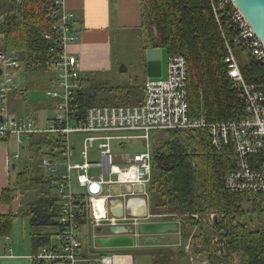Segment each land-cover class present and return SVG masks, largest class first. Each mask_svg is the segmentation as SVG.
Instances as JSON below:
<instances>
[{"label":"trees","instance_id":"obj_1","mask_svg":"<svg viewBox=\"0 0 264 264\" xmlns=\"http://www.w3.org/2000/svg\"><path fill=\"white\" fill-rule=\"evenodd\" d=\"M140 4L143 78L107 87L96 77L99 73L80 74L79 87L74 91L78 108L84 111L93 106L141 104L145 50L165 48L167 55L180 54L186 59L190 116L212 122L244 114L223 61L225 41H231L237 30L230 6L218 8L215 0H140ZM53 9L52 0H0V53L13 55L22 70L47 71L46 62L57 55L54 41L44 38L52 31ZM241 72L249 84L264 81V66L252 58L241 66ZM9 97L25 99L18 89ZM25 104L30 110L25 118L34 121L37 104ZM49 106L53 109L52 102ZM10 111L21 116L17 110ZM156 133L158 144L153 148L147 187L149 220L177 222L179 230L174 248L160 246L151 251L152 264H182L187 253L179 246L178 235L185 241L190 237L194 252L206 255L208 264H264V228L250 229L248 211L243 207L246 197L224 186L225 175L234 168L232 152L214 148L202 128ZM61 146V139L47 132L26 135L22 148L28 158L21 159L15 188H3L0 194V203L10 205L17 195L22 197L30 191L16 213L0 214V238L12 233L17 217H27L33 228V253L49 244L61 214L53 174L37 171L46 157L62 161ZM35 156L41 159L35 162ZM250 208L255 211L259 204ZM210 214L215 215L214 220Z\"/></svg>","mask_w":264,"mask_h":264},{"label":"built area","instance_id":"obj_2","mask_svg":"<svg viewBox=\"0 0 264 264\" xmlns=\"http://www.w3.org/2000/svg\"><path fill=\"white\" fill-rule=\"evenodd\" d=\"M215 1L218 8L230 6L231 20L237 29L232 40L225 41L223 61L244 106V114L239 117L207 122L202 116H190L187 63L180 54L167 55L165 79L145 76L141 104L93 106L81 111L74 103V91L79 87L78 60L69 51L70 43L76 39L75 14L68 9L66 0H52V31L44 34V38L54 41L57 53L54 60L46 62V69L53 74L52 85L60 89L59 92L50 86L46 90L54 111L47 126L39 127L35 121L8 111V95L18 89L15 80L21 62L13 55L0 53V139L15 136L22 148L24 136L47 132L62 142V161L49 157L42 160V165L54 176L61 214L49 244L32 254L35 264H77L81 221L87 220L90 228L117 221L108 211V201L114 197L112 187L142 185V194L147 197L153 154L148 141L152 132L205 129L214 148H227L233 154L234 168L225 175V188L243 194L248 203H258L264 211V81L247 83L234 53L235 48H240L264 66V43L255 36L231 0ZM212 6L215 11L216 7ZM72 134L83 135L80 161L73 160ZM139 139L145 151L123 152L128 141ZM90 151H94L98 160L90 159ZM13 157L18 159L20 154L16 152ZM92 168L100 172L92 173ZM209 218L214 220L215 215L210 214ZM123 220L128 224L139 222L135 218ZM197 257L202 260L198 264H208L206 255L197 254ZM100 262L111 264V257L103 256Z\"/></svg>","mask_w":264,"mask_h":264},{"label":"crops","instance_id":"obj_3","mask_svg":"<svg viewBox=\"0 0 264 264\" xmlns=\"http://www.w3.org/2000/svg\"><path fill=\"white\" fill-rule=\"evenodd\" d=\"M66 2L68 9L75 14L73 30L76 39L70 43L69 51L77 57L80 74H102L112 70L111 47L114 31L122 28H134L139 31L142 38L140 0H66ZM50 102L51 100H48V104ZM1 107L0 103V117ZM22 110L25 115L30 113V110H26V108ZM8 111L18 115L16 112L10 111L9 102ZM17 111L22 114L21 108ZM20 117L25 116L21 115ZM36 123L38 124V122ZM17 141L18 138L15 136L0 139V194L3 188H15V176L20 168L21 159L26 154ZM16 152L20 154L18 159L13 157ZM138 190L137 185H121V193L108 201L110 216L121 215L123 204L124 214L144 213L145 205L142 198L145 199L146 196ZM26 195L22 197L20 194L17 195L10 205L0 203V214L8 211L16 213L23 197L27 199ZM123 222V218L116 221V223ZM26 225L25 222H22L20 237L15 236L12 231L9 236L0 238V264H35L32 258L30 228H27ZM90 230L91 228L87 232V235L90 236L87 244L85 242L84 245L80 238L77 264H101L100 258L103 256H110L111 264H137L138 256L148 259L152 264L151 251L154 248L176 245L173 243L176 240L174 237L176 233L172 232L160 239V245H141L136 242L131 247L98 248L93 244Z\"/></svg>","mask_w":264,"mask_h":264},{"label":"rangeland","instance_id":"obj_4","mask_svg":"<svg viewBox=\"0 0 264 264\" xmlns=\"http://www.w3.org/2000/svg\"><path fill=\"white\" fill-rule=\"evenodd\" d=\"M112 59H113V68L108 73H102L100 76H96L103 84V86L113 87L118 85H126L131 82V80L135 77L138 79L143 78L144 69H143V47H142V38L139 35V31L134 28H122L120 30H116L112 33ZM234 53L236 58L239 60L240 65L244 66L251 59L250 55L247 52L242 51L240 48H235ZM125 69V70H124ZM53 74L50 71H25L21 68L18 70L16 75V84L18 85V90H22L24 93L23 100H15L13 98H8L9 100V108L11 110H17L21 108L22 116H25V112L22 110L25 108V102H32L35 105L37 104V111L33 115V118L38 124L39 127L47 126L48 118L54 116L53 109L50 108L48 104V100L50 98L46 95V90L50 85L53 90L60 89L55 85H52L53 82ZM38 113V114H37ZM158 132V131H157ZM156 132L150 133L149 143L151 149H153L158 143L155 140ZM25 137V136H24ZM83 138V135L72 134L70 136V147L73 150V160L80 161L79 150H80V142ZM145 151L144 144L142 140H132L128 141L127 144L123 147V152L126 154H132L134 152H142ZM28 152L23 157H27ZM90 159L98 160L94 151L89 152ZM92 156V157H91ZM28 158V157H27ZM41 159L38 156H35V162ZM19 163V162H18ZM39 174H49V171L42 166L38 170ZM92 173H99L100 169L92 168L90 170ZM148 187V186H147ZM30 191H27V195L29 196ZM253 206L252 203H248L245 201L243 203V207L248 211L247 219L249 222L250 229H260L264 228V211L261 209L252 210L250 207ZM22 222H25L27 228H30V232L33 228L30 227L29 220L27 217H17L13 222V229L15 236L20 237ZM29 224V225H28ZM90 224L88 221H84L81 225L80 229V238L81 241L87 244L90 236L87 235L88 229H90ZM194 232L192 231V234ZM191 234V235H192ZM176 239V236H174ZM179 242V246L183 247L186 251L187 255L182 259V264H198L201 263V257H197V253L193 250L192 239L189 237L186 241L177 238ZM198 244V243H197ZM174 248V247H173ZM137 264H150V261L144 257H137Z\"/></svg>","mask_w":264,"mask_h":264},{"label":"water","instance_id":"obj_5","mask_svg":"<svg viewBox=\"0 0 264 264\" xmlns=\"http://www.w3.org/2000/svg\"><path fill=\"white\" fill-rule=\"evenodd\" d=\"M232 3L243 15L245 21L255 34L264 43V0H231ZM145 72L146 76L152 79H165L167 66V50L165 48H148L145 50ZM125 70V69H124ZM1 73V70H0ZM2 117H0V122ZM138 191L143 192V186L137 185ZM113 195L120 194V187H112ZM145 205V212L142 214H124L114 216L115 219H137V224L110 223L91 227L93 244L98 248L131 247L139 242L141 245H160L161 238L168 233L179 230L177 222L173 221H150L147 220L148 200L142 198Z\"/></svg>","mask_w":264,"mask_h":264}]
</instances>
